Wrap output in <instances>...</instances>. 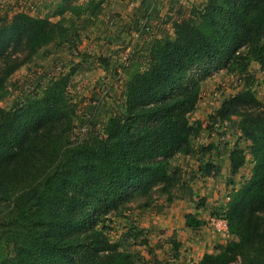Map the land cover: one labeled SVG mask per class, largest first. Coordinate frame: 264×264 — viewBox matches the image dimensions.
<instances>
[{"label": "trees", "instance_id": "16d2710c", "mask_svg": "<svg viewBox=\"0 0 264 264\" xmlns=\"http://www.w3.org/2000/svg\"><path fill=\"white\" fill-rule=\"evenodd\" d=\"M153 2L143 1L147 8ZM69 32L62 21L22 12L0 26V101L11 75ZM141 51L128 57L122 109L107 118L101 134L72 139L78 117L64 95L65 78L22 106H0V264H137L126 240H110L106 221L155 190L169 203L193 199V188L176 177L170 160L193 151L188 116L213 68L245 76L212 121L214 127L225 120L237 125L251 142L254 166L216 214L233 238L193 264H264V102L249 70L251 61L264 64V0H204L176 22L174 34L147 40ZM228 158L233 175L246 164L237 147ZM212 167L202 163L200 171L210 174ZM180 190L183 195H175ZM206 223L196 213L185 217L189 229ZM136 230L137 238L143 230ZM179 256L165 264H178Z\"/></svg>", "mask_w": 264, "mask_h": 264}, {"label": "rangeland", "instance_id": "374dc122", "mask_svg": "<svg viewBox=\"0 0 264 264\" xmlns=\"http://www.w3.org/2000/svg\"><path fill=\"white\" fill-rule=\"evenodd\" d=\"M143 1L69 0L61 13L57 8L62 0H0V26L22 12L62 21L70 31L39 48L28 63L11 75L0 106H22L28 99L42 95L53 80L65 78L64 95L78 117L70 131L72 139L103 133L107 118L122 109L128 57L136 49L141 53L147 40L174 34L176 22L188 19L192 7H201L204 2L154 0L157 14L153 16L154 6L147 8ZM249 70L255 79L257 97L264 102V64L251 61ZM244 79L245 76L227 69L213 68L202 81L199 102L188 116L195 128L190 139L193 151L177 153L170 160L176 177L193 188V199L175 198L169 203L167 195L155 190L151 197L133 200L122 216L112 214L106 221L110 240H126L137 264H165L174 260L176 253L181 262L186 258L190 259L187 264H193L204 253L215 251L233 238L226 221L216 214L229 200L230 191L239 189L252 174L251 142L231 121H220L214 127L212 116L225 98L241 89ZM209 144L215 148L201 149ZM236 147L244 151L246 164L233 175L228 155ZM202 163L213 165L210 174L200 171ZM183 191L175 195H183ZM146 202L150 206L144 207ZM189 213L206 220L203 230L185 225ZM137 228L143 233L136 238ZM145 240L147 243L143 244ZM175 242L180 247L176 248Z\"/></svg>", "mask_w": 264, "mask_h": 264}, {"label": "crops", "instance_id": "0c3cea01", "mask_svg": "<svg viewBox=\"0 0 264 264\" xmlns=\"http://www.w3.org/2000/svg\"><path fill=\"white\" fill-rule=\"evenodd\" d=\"M203 228H204V226L201 227L202 230H203ZM199 230H200V229H199ZM196 233H197V232H194L193 234L196 235ZM187 243L192 244V242H191V243H190V242H187ZM203 243H206V241H204ZM193 249H194V248H193ZM213 252H215V251H212V252H211V251H208V252H206V253H213ZM190 253H191V252H190ZM203 253H204V252H203ZM203 253H202V254H203ZM204 254H205V253H204ZM204 254H203V255H204ZM203 255H202V256H203ZM189 260H190V259H186V258H185V261H184V262L187 264ZM195 262H197V261H195ZM191 264H192V262H191Z\"/></svg>", "mask_w": 264, "mask_h": 264}, {"label": "built area", "instance_id": "2783aa9c", "mask_svg": "<svg viewBox=\"0 0 264 264\" xmlns=\"http://www.w3.org/2000/svg\"><path fill=\"white\" fill-rule=\"evenodd\" d=\"M226 223H227V222H226ZM226 223H225V224H226ZM227 226H228V225H227Z\"/></svg>", "mask_w": 264, "mask_h": 264}]
</instances>
